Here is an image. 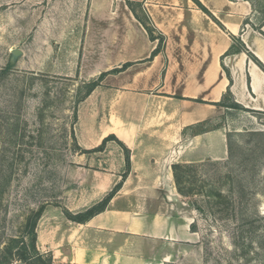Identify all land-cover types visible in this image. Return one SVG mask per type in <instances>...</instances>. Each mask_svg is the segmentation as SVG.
Here are the masks:
<instances>
[{
	"label": "rangeland",
	"instance_id": "374dc122",
	"mask_svg": "<svg viewBox=\"0 0 264 264\" xmlns=\"http://www.w3.org/2000/svg\"><path fill=\"white\" fill-rule=\"evenodd\" d=\"M117 1L0 0V264L26 260L40 208L52 214L40 227L46 235L47 226L62 223L55 214L77 213L96 182L105 189L107 175L123 171L119 145L89 154L77 149L107 119L123 117V94L113 86L94 93L89 106L76 103L97 69L120 59ZM251 1L264 21V0ZM13 49L22 51L15 61ZM233 103L232 97L224 104ZM227 109L217 122L228 156L181 171L197 243L176 264H264V113ZM210 191L226 199L209 198ZM40 242L35 238V250Z\"/></svg>",
	"mask_w": 264,
	"mask_h": 264
},
{
	"label": "crops",
	"instance_id": "0c3cea01",
	"mask_svg": "<svg viewBox=\"0 0 264 264\" xmlns=\"http://www.w3.org/2000/svg\"><path fill=\"white\" fill-rule=\"evenodd\" d=\"M128 1L164 37V49L148 60L158 42L149 40L126 0L117 1L120 59L95 75L132 65L108 74L79 104L89 106L94 93L113 86L123 94V117L107 119L100 134L79 147L93 150L114 135L122 146L108 141L104 148L119 145L123 171L110 172L105 189L96 182L77 213L121 186L107 208L85 223L68 220L62 211L55 214L62 223L47 226L49 234L41 235L43 221L52 215L42 214L36 250L53 264H176L185 258L197 233L191 203L178 193L172 165L228 156L225 128L217 122L228 109L215 105L228 90L243 108L264 113V72L253 60L264 66V21L258 22L250 2L198 0L222 29L193 0Z\"/></svg>",
	"mask_w": 264,
	"mask_h": 264
},
{
	"label": "trees",
	"instance_id": "16d2710c",
	"mask_svg": "<svg viewBox=\"0 0 264 264\" xmlns=\"http://www.w3.org/2000/svg\"><path fill=\"white\" fill-rule=\"evenodd\" d=\"M196 5L198 6V8L203 11L205 14H207L209 17H211L219 26L220 28L223 29V27L215 20V18L210 14V12L198 1V0H193ZM250 2L253 5V1L251 0H245ZM126 4L128 6V8L131 10V12L133 13L134 17L142 24L143 28L145 29L148 38L151 42L157 41L158 45L156 47V49L152 52L150 58L148 60H152L157 54L161 53L164 49V45H165V39L161 34H158L156 32V30L151 26V24L143 19H141L137 14L136 11L134 9L133 4L126 0ZM240 50V49H239ZM238 50V51H239ZM234 52V51H233ZM253 60L255 61V63L263 70L264 72V66L255 58H253ZM131 63H127L124 65H121L120 67L114 68L108 72L102 73L100 74L97 79L89 81L88 83L84 84V88H85V93L83 94L82 97H80L77 100V105L79 103H81L83 100H85L102 82V80L108 75V74H118L123 72V70H125L127 67L131 66ZM228 99H232L231 93L229 92V90L227 91V93L223 96L222 100L220 103L215 104L216 106H220V107H224V108H237L239 110H243V111H247L245 108H243L242 106L233 103L231 106H226L224 103L225 101H227ZM256 113V112H254ZM75 119H77V110L76 107L74 108V113H73ZM204 129V128H201ZM206 129V127H205ZM203 131V130H202ZM71 137L73 138L74 142H75V137L74 134L72 132ZM108 141H116L120 146H122V143L114 136V135H109L106 138L103 139L101 145L93 150H83L80 147L77 146V149L79 150L80 153L82 154H89V153H96V152H101L104 147L106 142ZM126 153L128 154V151H126ZM230 153V147L228 146V154ZM128 162H129V157H127ZM186 164H174L172 165V172H173V177H174V182L177 188L178 193L183 196V197H189L190 193L185 191L182 187H181V181H182V176H181V171L182 169L186 168L185 167ZM121 186V184L119 183L107 196H105L99 203L95 204L94 206H92L91 208L77 213V214H71L70 212L66 211L67 215V219L76 223H85L86 221H88L90 218H92L93 216H95L96 214H99L101 212H103L109 202L111 201V199L113 198V196L115 195V193L117 192V190L119 189V187ZM209 198H214L217 200H225V196H223L222 194H220L219 192H209ZM240 201H242V197L239 198ZM239 202V201H238ZM243 209H247L246 206H244L241 209V217H243L242 211ZM44 209L40 208L39 212L36 214V216L34 217V219L31 222V228L32 230H35L36 225L38 220L40 219L41 215L43 214ZM245 218H248V216H245ZM261 218V217H260ZM252 221H247L245 223V225H250ZM244 231V230H242ZM248 232H250V229H248ZM34 233V232H33ZM35 233H34V238L33 241H31L30 244V250L31 252H28V250H26V248H24V254L26 257L24 262L25 264H51L52 259L50 257H44L38 253H36L35 250ZM29 253V256H28Z\"/></svg>",
	"mask_w": 264,
	"mask_h": 264
},
{
	"label": "water",
	"instance_id": "95a60500",
	"mask_svg": "<svg viewBox=\"0 0 264 264\" xmlns=\"http://www.w3.org/2000/svg\"><path fill=\"white\" fill-rule=\"evenodd\" d=\"M22 55V51L19 49H13L11 50V60L15 61L17 58H19Z\"/></svg>",
	"mask_w": 264,
	"mask_h": 264
},
{
	"label": "built area",
	"instance_id": "2783aa9c",
	"mask_svg": "<svg viewBox=\"0 0 264 264\" xmlns=\"http://www.w3.org/2000/svg\"><path fill=\"white\" fill-rule=\"evenodd\" d=\"M8 264H25L24 262L20 261V260H12L10 263Z\"/></svg>",
	"mask_w": 264,
	"mask_h": 264
}]
</instances>
